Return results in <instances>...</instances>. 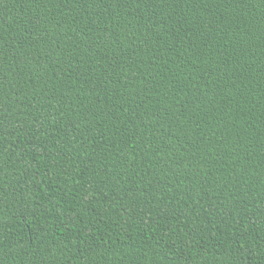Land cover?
<instances>
[{"label": "trees", "instance_id": "obj_1", "mask_svg": "<svg viewBox=\"0 0 264 264\" xmlns=\"http://www.w3.org/2000/svg\"><path fill=\"white\" fill-rule=\"evenodd\" d=\"M0 264H264V0H0Z\"/></svg>", "mask_w": 264, "mask_h": 264}]
</instances>
